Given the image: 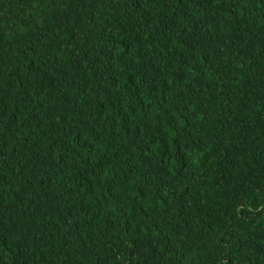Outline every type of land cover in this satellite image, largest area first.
<instances>
[{
	"label": "trees",
	"instance_id": "1",
	"mask_svg": "<svg viewBox=\"0 0 264 264\" xmlns=\"http://www.w3.org/2000/svg\"><path fill=\"white\" fill-rule=\"evenodd\" d=\"M0 264H264V0H0Z\"/></svg>",
	"mask_w": 264,
	"mask_h": 264
}]
</instances>
